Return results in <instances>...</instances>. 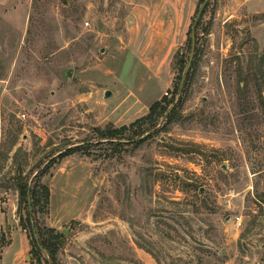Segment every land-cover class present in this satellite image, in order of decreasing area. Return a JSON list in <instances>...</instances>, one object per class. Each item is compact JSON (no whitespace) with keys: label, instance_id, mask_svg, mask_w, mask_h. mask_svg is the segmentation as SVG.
<instances>
[{"label":"rangeland","instance_id":"obj_1","mask_svg":"<svg viewBox=\"0 0 264 264\" xmlns=\"http://www.w3.org/2000/svg\"><path fill=\"white\" fill-rule=\"evenodd\" d=\"M243 1L189 34L201 0H0V201L42 169L55 264H264V12ZM164 96L173 121L101 137Z\"/></svg>","mask_w":264,"mask_h":264},{"label":"trees","instance_id":"obj_2","mask_svg":"<svg viewBox=\"0 0 264 264\" xmlns=\"http://www.w3.org/2000/svg\"><path fill=\"white\" fill-rule=\"evenodd\" d=\"M203 3L205 0H201ZM208 6V5H207ZM192 33V29H190L189 34ZM197 35V34H196ZM196 36V44L197 41ZM192 41V40H191ZM192 43V42H191ZM197 51V49H196ZM195 51V52H196ZM197 56V52L195 53V56ZM263 58L264 55L260 57V64H259V73H255V75L263 76L261 71V66L263 65ZM179 65H181V71L183 72L186 64L183 59L179 61ZM192 68V66H191ZM251 67L248 68V72L250 71ZM251 72V71H250ZM190 74H188L187 79L184 84V89L182 92L185 94L187 92L188 87V80H190L189 77ZM249 78V76H247ZM262 84L259 86V92L260 94L264 89H261ZM180 92V93H182ZM175 94H178V89L175 90ZM173 98L169 99L167 96H164L161 100L156 101L153 103L150 108L147 115L137 119L135 122L131 123L129 126H122L119 128H106L103 131H99L101 133L102 138H109V139H116L119 137L125 136L126 132L130 129H134L135 126L138 128H142L145 125H156L157 121L163 117L165 114H167L168 121L171 122L177 116L179 115V109L177 107H173V109L170 111V106L173 104ZM19 133L18 135L14 136L13 144L17 143L18 138L20 137ZM70 153L65 154H59L58 157L60 159H63ZM53 155L46 156L42 162V159L38 161L37 163V169L42 168L44 165L46 166L43 170L44 172L47 171L48 168L53 167L54 159ZM49 160V162H48ZM47 162V163H46ZM18 175L15 178V190L18 192V205H17V217L19 220V225L22 228L23 231L26 232L31 245L30 254L32 255L33 262L35 264H43L42 261V254L43 251H46L47 254L50 257V261L55 264L57 261V255L59 252V245H60V239L62 235L58 233L53 228L48 227H40L38 223L37 216H45L49 214V206H50V199H51V192L50 187L47 183L42 182L43 172L42 169L40 172L36 175H33L32 172H25V169L22 168L20 165L18 166ZM45 174V173H44ZM8 189V187H6ZM31 195V207L32 210H29V203H28V195ZM37 234L38 240L35 238L34 234ZM4 236L0 239V247L4 246ZM1 257V255H0ZM50 263V262H49Z\"/></svg>","mask_w":264,"mask_h":264},{"label":"crops","instance_id":"obj_3","mask_svg":"<svg viewBox=\"0 0 264 264\" xmlns=\"http://www.w3.org/2000/svg\"><path fill=\"white\" fill-rule=\"evenodd\" d=\"M243 4L251 13L264 12V0H244ZM2 236L7 241L0 247V264H35L30 255V240L19 225L16 206L5 213L0 201V239Z\"/></svg>","mask_w":264,"mask_h":264},{"label":"water","instance_id":"obj_4","mask_svg":"<svg viewBox=\"0 0 264 264\" xmlns=\"http://www.w3.org/2000/svg\"><path fill=\"white\" fill-rule=\"evenodd\" d=\"M209 2H210V0H205V2L203 3L202 7L198 10L197 16H196V19H195V22H194L193 27H192V33L195 32L196 26L198 24V21L200 20L201 16L203 15L204 10L207 7V5H208ZM192 44H193V48H192V55H191L190 62L192 61V57L194 55V50H195V37H193ZM190 64L191 63H189L188 69L190 68ZM67 75L70 76L71 75V72L68 71ZM110 95H111V92L110 91H107L105 93V97H109ZM28 203H29V210L31 211L32 210V207H31V195H30V193L28 195ZM34 235H35V238L38 240L37 234L35 233Z\"/></svg>","mask_w":264,"mask_h":264}]
</instances>
